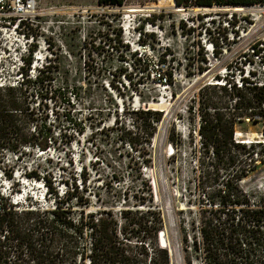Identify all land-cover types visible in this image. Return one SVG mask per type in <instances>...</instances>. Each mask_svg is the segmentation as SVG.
Listing matches in <instances>:
<instances>
[{"label": "rangeland", "instance_id": "1", "mask_svg": "<svg viewBox=\"0 0 264 264\" xmlns=\"http://www.w3.org/2000/svg\"><path fill=\"white\" fill-rule=\"evenodd\" d=\"M37 2L38 14L27 37L33 33L34 40L29 41L21 62L14 52L16 45L9 46L0 38V90L15 87L26 78L34 81L33 75L51 63L47 73L51 81L24 84V88L31 103L33 93L48 97L47 101L52 98L49 112L60 113L61 125L54 131V144L45 152L23 150L25 154L17 160L0 148V205H14L12 197L25 190L26 200L21 196L14 200L18 203L15 211L51 209L54 196L45 193L44 181L29 179L25 173H50L58 195L64 197L67 186L62 180L74 178L81 190L84 166L88 181L82 193L89 203L68 202L76 214L107 209L119 219L122 211L155 209L163 218L162 249L166 248L170 264H204L203 245L197 252H186L184 238L187 236L191 245L190 239L199 235L203 222L215 219L211 212L217 209L214 198L218 190H224L223 180L234 172L226 175L219 171L216 184L199 186L204 173L212 179L217 174L213 157L201 148L199 97L225 99L219 92L215 95L209 90L201 95L200 91L205 86H223L228 79L236 85L241 78L252 84L264 83V62L252 52L264 39V5L184 10L169 0H125L123 6H103L98 0ZM119 30L121 45L115 44ZM213 43L218 55L212 52ZM164 56L166 64L160 65ZM24 59L31 60V66ZM199 68L206 71L200 73ZM170 74L171 82H165ZM112 85H117L119 92ZM231 104L233 107V101ZM123 108L162 114L148 147V164L138 152L114 142V134L106 137L97 132L105 123L111 127L117 115L123 117ZM70 110L80 126L67 122ZM253 117L236 122V141L264 144V124L258 112ZM54 119L55 114L49 115L56 125ZM126 125L131 123L126 121ZM83 128L82 134L75 132ZM254 160L251 167L247 155L241 157L235 170H245V177L234 184L250 205L261 206L264 162L256 155ZM88 240L89 236L81 240L80 247H86Z\"/></svg>", "mask_w": 264, "mask_h": 264}, {"label": "trees", "instance_id": "2", "mask_svg": "<svg viewBox=\"0 0 264 264\" xmlns=\"http://www.w3.org/2000/svg\"><path fill=\"white\" fill-rule=\"evenodd\" d=\"M173 1L177 8L184 10L264 5V0ZM98 3L123 6L125 0H98ZM234 16L232 14L230 18L233 26L236 24L232 19ZM116 38L115 44H123L122 30H119ZM211 49L218 55L216 43L212 44ZM166 60L165 56L162 57L159 64L165 65ZM24 62L31 66V60L24 59ZM202 62H206L204 57ZM50 69L51 63L33 75L34 81L26 78L15 87L0 90V148L9 151L17 160H21L25 154L23 150L47 151L54 144L55 129L60 128V113L49 112L48 102H52V98L47 101L48 97L33 93L31 103L24 88V84L42 85L51 81L48 75ZM205 71L199 68L200 73ZM158 75L163 79L162 74ZM169 76L165 82H171L172 75ZM124 78L129 77L124 75ZM239 82H242L241 87L228 79L223 86H205L200 91L201 95L209 90L214 91L215 95L219 92L225 99L219 101L220 97H199L201 148L204 154L213 157L214 171L217 173L214 179L204 173L199 186L216 184L219 171L226 175L234 172L230 179L226 180V177L223 180L224 190H218L214 198L218 202H214L217 209L211 211L215 213V219L203 222L199 235L190 239L191 245L188 237L184 238L186 252L189 249L197 252L199 245H203L204 264H264V205H250L234 184L245 177V170H235L242 156L247 155L251 167L255 163L254 155L264 162V144H243L234 138L236 122L249 117L254 120L255 112L259 113L264 124V86L249 83L245 78ZM112 87L119 92L117 85ZM35 97L41 98L38 103ZM68 104H71L70 101ZM69 112L67 122L74 127L80 126L71 116V110ZM122 112L124 116L114 117L111 127L105 123L97 132L106 137L115 135L114 142L121 144L122 148L138 152L146 163L148 147L157 133L162 114L145 108H123ZM53 114L56 125L49 121V115L53 117ZM126 121L131 126H127ZM75 132L82 134L84 128ZM171 143L175 145L174 140ZM25 175L29 179L44 181L45 193L54 196V201L51 209L21 212L15 211L14 205H0V264H170L166 248L162 249L158 242L159 233L164 227L159 211L151 208L135 212L126 210L120 213L119 219L107 209L99 213L81 210L76 214L75 207L68 202L74 200L80 206L89 203L82 193L83 189L85 192L87 190L86 167H81V182L84 184L81 190L74 178L62 180L67 186L64 197L58 195L50 173L41 175L38 171H31ZM7 177L11 178V175ZM88 236L86 247H80V241Z\"/></svg>", "mask_w": 264, "mask_h": 264}, {"label": "built area", "instance_id": "3", "mask_svg": "<svg viewBox=\"0 0 264 264\" xmlns=\"http://www.w3.org/2000/svg\"><path fill=\"white\" fill-rule=\"evenodd\" d=\"M38 2L37 0H0V38H3L9 46L16 45L14 52L19 56V62L22 60V55L28 52L27 46H30L29 41L33 42V33L30 34V38H27L29 33L32 31V21L37 17L38 14ZM28 30V34L26 31ZM30 50V49H29ZM253 56L261 57L263 64L264 56L261 54L264 52V39L261 43H256L252 47ZM40 58L36 57V61ZM264 69V64H263ZM225 84V83H224ZM242 82L238 85L241 87ZM264 86V83L259 85ZM260 119V117H259ZM236 137V135H235ZM236 140V139H235ZM238 142V141H237ZM20 195V194H19ZM19 195L12 197V203ZM159 243H163L162 232L159 233Z\"/></svg>", "mask_w": 264, "mask_h": 264}, {"label": "bare ground", "instance_id": "4", "mask_svg": "<svg viewBox=\"0 0 264 264\" xmlns=\"http://www.w3.org/2000/svg\"><path fill=\"white\" fill-rule=\"evenodd\" d=\"M169 1H171L172 3H174V6H175V2L173 1V0H169ZM242 9V8H241ZM177 10H179V9H177ZM242 143H245V142H242ZM160 246H162V245H160ZM163 247V246H162Z\"/></svg>", "mask_w": 264, "mask_h": 264}, {"label": "water", "instance_id": "5", "mask_svg": "<svg viewBox=\"0 0 264 264\" xmlns=\"http://www.w3.org/2000/svg\"><path fill=\"white\" fill-rule=\"evenodd\" d=\"M227 8H242V9H243L244 7H227ZM159 244H160V243H159Z\"/></svg>", "mask_w": 264, "mask_h": 264}]
</instances>
